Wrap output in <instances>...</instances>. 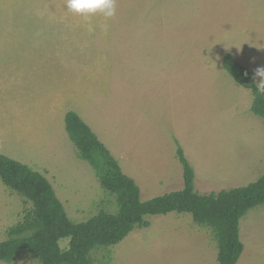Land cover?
I'll list each match as a JSON object with an SVG mask.
<instances>
[{
  "label": "rangeland",
  "instance_id": "374dc122",
  "mask_svg": "<svg viewBox=\"0 0 264 264\" xmlns=\"http://www.w3.org/2000/svg\"><path fill=\"white\" fill-rule=\"evenodd\" d=\"M85 18L65 0H0V154L43 173L76 222L115 211V197L78 155L65 128L77 112L141 188L180 190L178 143L200 193L264 174V119L223 67L226 53L264 67V0H116ZM32 204L0 179V241ZM95 264H219L212 230L190 214L148 218ZM237 264H264V206L240 222ZM69 238L62 239V248ZM39 264L26 252L12 263Z\"/></svg>",
  "mask_w": 264,
  "mask_h": 264
},
{
  "label": "trees",
  "instance_id": "16d2710c",
  "mask_svg": "<svg viewBox=\"0 0 264 264\" xmlns=\"http://www.w3.org/2000/svg\"><path fill=\"white\" fill-rule=\"evenodd\" d=\"M222 64L239 85L251 91V111L264 119V94L258 93L253 84L255 71L231 53L225 54ZM65 128L79 157L92 166L103 189L115 197L117 209L101 210L87 220L73 221L43 173L0 154L1 181L32 204L23 220L7 229V239L0 241V261L12 263L26 252L39 264H95L93 251L117 245L136 228L149 227V217L175 212L190 214L194 222L212 230L219 264H237L244 251L240 222L250 210L264 206V174L246 186L200 193L195 188V170L178 143L183 188L144 200L136 180L123 171L77 112L66 113ZM65 238H69L68 246L62 248L60 241Z\"/></svg>",
  "mask_w": 264,
  "mask_h": 264
},
{
  "label": "clouds",
  "instance_id": "9594fccd",
  "mask_svg": "<svg viewBox=\"0 0 264 264\" xmlns=\"http://www.w3.org/2000/svg\"><path fill=\"white\" fill-rule=\"evenodd\" d=\"M65 3L69 11L85 18L96 14H101L105 18H114L117 14L116 0H65ZM253 84L258 93L264 94V67L255 70Z\"/></svg>",
  "mask_w": 264,
  "mask_h": 264
}]
</instances>
